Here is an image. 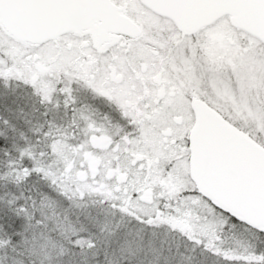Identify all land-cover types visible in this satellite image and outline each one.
<instances>
[{"label":"snow or ice","instance_id":"6c2138e0","mask_svg":"<svg viewBox=\"0 0 264 264\" xmlns=\"http://www.w3.org/2000/svg\"><path fill=\"white\" fill-rule=\"evenodd\" d=\"M0 264H264V0H0Z\"/></svg>","mask_w":264,"mask_h":264}]
</instances>
